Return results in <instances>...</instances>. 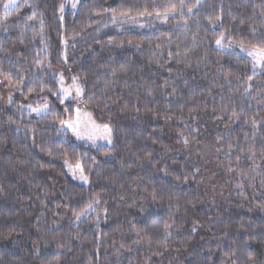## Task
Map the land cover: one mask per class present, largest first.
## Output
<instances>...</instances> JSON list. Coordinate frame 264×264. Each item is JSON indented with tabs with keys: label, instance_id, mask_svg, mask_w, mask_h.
<instances>
[{
	"label": "trees",
	"instance_id": "trees-1",
	"mask_svg": "<svg viewBox=\"0 0 264 264\" xmlns=\"http://www.w3.org/2000/svg\"><path fill=\"white\" fill-rule=\"evenodd\" d=\"M4 1L0 72L23 102L0 95V264H264V67L234 53H264V0ZM166 14L181 24L147 26ZM62 71L111 145L60 137ZM214 128L231 177L208 199L180 148Z\"/></svg>",
	"mask_w": 264,
	"mask_h": 264
},
{
	"label": "rangeland",
	"instance_id": "rangeland-1",
	"mask_svg": "<svg viewBox=\"0 0 264 264\" xmlns=\"http://www.w3.org/2000/svg\"><path fill=\"white\" fill-rule=\"evenodd\" d=\"M82 0H65L63 3V8L60 9V16L66 11L75 12L78 8L79 3ZM198 4H202L205 0H197ZM20 0H5L3 6L6 10L13 9L18 6ZM8 7H5V6ZM74 5V6H73ZM173 15L166 14L162 16L160 19H156L151 21L147 20V26L152 29L157 24H161L166 29H173L175 26H179L180 24L175 21L173 24L168 22V19L173 18ZM156 27V26H155ZM64 49L66 50V42H64ZM225 50H230L229 46L224 47ZM234 53L246 56L249 58L252 63L253 69L255 71H259L258 68H263L264 63V53H260L257 50L240 47L234 49ZM64 60H67L66 55L64 54ZM66 75H63V71L58 73L55 78L59 82L60 85V95L63 96L64 101L71 102L74 108L73 117L70 118L69 112L67 110L64 111V119L62 123L59 125V135L64 139H69L75 145H87L91 148H95L97 146H107L112 144L113 134L110 126L108 124L98 123L95 121L93 115L86 110L81 105L82 91L75 79H67ZM0 95H1V107L7 108L10 107L17 101L23 102L22 88L18 85H15L8 78H6L0 72ZM25 111L28 115L33 117H39L49 111V107L46 104H42L39 106H29L26 105ZM71 124L72 131H70V127L68 125ZM106 126V127H105ZM206 128V127H205ZM217 129L214 130H205L202 131V143L193 144V145H184L180 149L183 152L182 156L187 158L196 165L197 172V180L196 185L198 186L200 192L206 196L213 199L214 196H218V192H220L221 186L212 187L215 184V179L218 175L221 181L228 179L231 177L229 171L225 170L224 172L218 166L217 152L216 148L212 147V143L217 139ZM67 135V136H66ZM213 143V144H214ZM218 144V143H217ZM214 145V146H215ZM217 154V155H216ZM67 170L70 176L80 182L81 184L87 185V179H85L82 171L77 166L67 165ZM223 175L221 176V172ZM220 183H217L219 185ZM211 188V189H210ZM213 188V189H212ZM209 195V197H208ZM212 201L211 203H213Z\"/></svg>",
	"mask_w": 264,
	"mask_h": 264
},
{
	"label": "snow or ice",
	"instance_id": "snow-or-ice-1",
	"mask_svg": "<svg viewBox=\"0 0 264 264\" xmlns=\"http://www.w3.org/2000/svg\"><path fill=\"white\" fill-rule=\"evenodd\" d=\"M73 6H74V5H73ZM5 7H8V6L6 5ZM61 8H63V6H61ZM217 43H219V41H217ZM68 127H70V128H71V127H72V125H71V124H69V125H68ZM105 127H106V126H105ZM85 179H86V178H85Z\"/></svg>",
	"mask_w": 264,
	"mask_h": 264
},
{
	"label": "water",
	"instance_id": "water-1",
	"mask_svg": "<svg viewBox=\"0 0 264 264\" xmlns=\"http://www.w3.org/2000/svg\"><path fill=\"white\" fill-rule=\"evenodd\" d=\"M70 131H72V129L70 128Z\"/></svg>",
	"mask_w": 264,
	"mask_h": 264
}]
</instances>
